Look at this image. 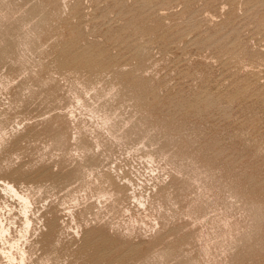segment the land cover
Returning <instances> with one entry per match:
<instances>
[{
    "label": "rangeland",
    "instance_id": "374dc122",
    "mask_svg": "<svg viewBox=\"0 0 264 264\" xmlns=\"http://www.w3.org/2000/svg\"><path fill=\"white\" fill-rule=\"evenodd\" d=\"M3 227L0 264H264V0H0Z\"/></svg>",
    "mask_w": 264,
    "mask_h": 264
},
{
    "label": "bare ground",
    "instance_id": "6f19581e",
    "mask_svg": "<svg viewBox=\"0 0 264 264\" xmlns=\"http://www.w3.org/2000/svg\"><path fill=\"white\" fill-rule=\"evenodd\" d=\"M5 185V184H4ZM5 190L6 191H8V192H10V193H13L14 194V196H17L21 201H22V203L24 204V206H25V214H27V210H29V207H30V202H29V198L28 197H26V196H21L20 194H19V192L15 189V187L14 186H11V184H7L6 183V186H5ZM28 217V216H27ZM26 219V218H25ZM30 219H28L27 218V220H26V224L27 225H29L30 224ZM5 228H7L6 226H5ZM4 227L1 229L0 228V235H4L8 230L7 229H5ZM23 236H25V235H23ZM1 237V236H0ZM9 237V236H8ZM4 238V237H3ZM7 238V237H6ZM21 238V237H20ZM24 239L26 238V237H23ZM2 239V238H1ZM10 239V238H9ZM11 240V239H10ZM10 240H8V242L10 241ZM14 240V239H13ZM16 240H18V239H16ZM4 241V240H3ZM24 241V240H23ZM11 242H13V241H11ZM16 242H18V241H15V243H12V248H13V246H16L17 244H16ZM10 243V242H9ZM8 243V244H9ZM10 246V247H11ZM19 247V246H18ZM4 250V249H3ZM9 249H7V251H8ZM18 250V249H17ZM5 251V250H4ZM22 251V250H21ZM9 252H11L10 250H9ZM14 252V251H13ZM25 252H27V251H25ZM17 253H18V251H17ZM20 253V252H19ZM22 253L24 254V250L22 251ZM1 254V253H0ZM9 254H11V253H9ZM14 254V253H13ZM27 254V253H26ZM19 255V254H18ZM15 257V256H14ZM6 258V257H5ZM23 258V257H22ZM26 258V257H25ZM8 259V258H7ZM11 259H13V257L11 258ZM15 259H17V258H15ZM24 259V258H23ZM16 261V260H15ZM26 260H24V262H25Z\"/></svg>",
    "mask_w": 264,
    "mask_h": 264
}]
</instances>
